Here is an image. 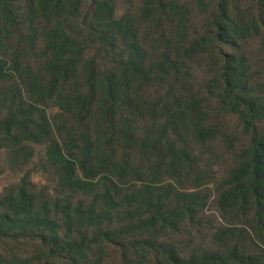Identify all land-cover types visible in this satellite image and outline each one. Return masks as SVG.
<instances>
[{
	"label": "rangeland",
	"instance_id": "1",
	"mask_svg": "<svg viewBox=\"0 0 264 264\" xmlns=\"http://www.w3.org/2000/svg\"><path fill=\"white\" fill-rule=\"evenodd\" d=\"M221 3L235 33L242 26L250 29L236 37L229 51L240 57L236 70L242 86L246 83L245 96L257 103L258 126L264 133V0H206L205 6L196 0H113L116 17L138 28L144 52L139 69L129 63L127 43L112 20L101 13L98 19L96 0H67L63 18L53 22L38 12V0H0V76L4 77L0 118L25 101L35 105L38 118L48 120L51 128L50 138L43 142L4 141L0 199L10 203L11 195L25 189L38 197L41 208L48 206L56 215L62 244H80L85 236L93 239L68 260H55L52 247L36 238L41 234L30 232L28 239L0 241V264H125L126 253L135 264H175L164 253L125 249L124 244L147 240L173 246L180 264H218L211 258L217 254L231 257L232 264H264V238L253 221L254 212L241 204L220 203L222 194L236 185L231 173L243 162L251 142L242 122V100L227 96L222 84L224 55L231 52L209 40L207 50L189 54L195 40L215 38L212 17ZM60 22L83 52L88 100L78 93L76 78L57 91L51 89L50 26ZM111 78L119 90L116 97L107 99L104 88L93 94L95 83L109 85ZM41 86L53 95H44ZM201 111L200 128L211 130L204 139L195 127ZM54 140L78 158L86 159V152L93 151L98 169L95 191L85 194L65 185L60 167L50 158ZM168 144L186 148L188 162L175 163L179 160L169 156ZM107 158L110 161L104 162ZM126 165L131 168L124 169ZM80 176L84 177L81 171ZM106 187L120 207L105 206ZM130 194L136 195L132 204ZM70 201L74 208L83 206L87 211L95 206L109 213L105 226L114 231L148 217V204L186 206L187 212L172 225L132 232L124 242H94L97 227L87 230L77 211L65 213Z\"/></svg>",
	"mask_w": 264,
	"mask_h": 264
},
{
	"label": "trees",
	"instance_id": "2",
	"mask_svg": "<svg viewBox=\"0 0 264 264\" xmlns=\"http://www.w3.org/2000/svg\"><path fill=\"white\" fill-rule=\"evenodd\" d=\"M67 0H38V12L48 21L53 22L56 18H63V14L66 11ZM200 5L205 6L206 0H196ZM97 12L96 15L99 19L101 13L105 18L112 20L114 30L121 34L127 43V49L130 53V61L132 62V68H140L144 62V52L140 46L138 38V28L136 25L124 23V19L116 17L115 6L113 0H96ZM212 24L216 27L217 32L215 38H200L192 43V48L189 54L195 52L205 51L208 49L209 43L213 40L216 41L217 46H221L222 50L228 53H232L229 49L235 47L236 37H243L244 33L250 31L248 28L242 26L238 33L237 28L234 26V22L231 20L226 5L221 3L218 10L212 17ZM51 34L49 39L51 42L52 59L48 62L49 71L51 76L49 81L52 91H57L60 85L68 84L73 78H76L75 84H78V93L81 98L84 97L88 100L90 97L86 94V87L90 86L87 83V72L81 69L82 51L78 49L79 44L75 41L73 36L69 34L66 27L62 22L52 24L50 26ZM242 33H241V32ZM237 34V35H236ZM81 44V42H80ZM227 48V49H226ZM224 55L226 63L222 71L225 73L221 75L223 85L226 89L227 96H233L237 100H242V110L245 113L242 116V122L246 132L251 135V142L243 152V162L232 171L230 180L236 185H232L226 192L222 194L220 203L225 206L226 203L241 204L244 208L254 212L253 221L260 230V237L264 238V133L258 126V120L260 115L257 113V103L252 99L245 96L246 83L242 86V79L239 77L241 74L236 70V66L239 63V58L233 53ZM138 68V69H139ZM93 74V73H92ZM4 77L0 76V81ZM115 78V76H114ZM114 78L109 79V85H105L103 82L95 83L93 85V94H98L99 88H104L109 96L116 97L119 93L118 88L115 86ZM117 84V83H116ZM43 89V86H41ZM241 89L239 93H235L236 90ZM44 95H53L44 91ZM92 96V95H91ZM67 100L72 101L71 97H67ZM81 100V99H79ZM92 101H96V98H92ZM89 104L92 105L93 102ZM17 109H12L10 114L5 118H0V148L3 146L4 141H34L43 142L49 139L51 136V128L49 121H41L38 118L37 108L34 104L26 103L22 101ZM258 114V115H257ZM203 111L199 113L195 123L196 133L201 138L207 137L210 129H201L199 124L200 120L203 123ZM205 132H204V131ZM173 145L168 144V153L172 160H179L175 163L181 164V161L188 162L190 158L189 151L186 148L171 147ZM171 147V148H170ZM91 149V147H90ZM88 157L78 158L76 155H68L61 143L58 140H54L50 148V158L54 164L60 167L62 172V181L72 191L83 192L89 194L98 188V185L94 182L97 173L95 167L94 154L92 150L86 152ZM105 161H110L107 158ZM130 166H124V169H129ZM80 171L84 173V177L80 176ZM134 193V192H133ZM139 193V192H138ZM105 206L113 209V206L120 207V201L114 196L110 187H106L103 192ZM128 203L132 204L136 198L135 194L128 195ZM11 202L8 203L5 200L0 199V228L3 233L0 235L1 240L16 239H28L30 232L35 234L39 232L41 235L40 241L52 247L51 255L55 258L54 252L57 254L55 260H68L71 253L77 252L82 248H85L93 243V239H89L87 236L83 238L82 243L72 245L71 243L62 244L63 241L59 238L58 222L56 215L49 209L48 206L41 208L38 204V197L22 189L20 192L11 195ZM152 206V207H149ZM190 206L189 204L187 205ZM153 208V211H152ZM65 209V213L72 214L77 211V214L83 219L79 221L84 224V228L87 230L91 226H96L99 233L94 235V242L104 241L113 242L116 240H122L126 238L132 232H141L147 228L154 227L158 224L163 226L172 225L173 222L185 216L187 209L186 206H163L162 202L156 205H147V210H150L149 216L143 219H139L138 222L133 223L131 227L123 230H112L107 224L105 218L106 211H98L97 208L91 207L87 211L83 209V206L74 208V205L70 201ZM191 213V212H190ZM108 228V229H104ZM15 235V236H14ZM18 235V236H17ZM34 236V235H33ZM122 242H124L122 240ZM127 251L136 252L141 248H145L148 252L156 255L164 253L165 256L173 263L180 264V257L178 252L173 246H169L164 243H159L155 240H147L145 243L136 242L130 244H124ZM237 254V248L233 252ZM208 257L207 254H205ZM233 257V256H232ZM218 264H232L231 257L222 258L219 254L211 257ZM241 259L240 256L237 257ZM74 260V257H73ZM70 261V260H69ZM76 261V260H75ZM71 262L70 264H74ZM125 264H135L132 261L131 255L126 253Z\"/></svg>",
	"mask_w": 264,
	"mask_h": 264
}]
</instances>
